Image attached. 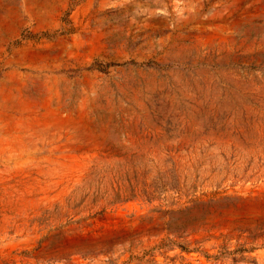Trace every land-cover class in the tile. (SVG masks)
Instances as JSON below:
<instances>
[{
  "label": "rangeland",
  "instance_id": "374dc122",
  "mask_svg": "<svg viewBox=\"0 0 264 264\" xmlns=\"http://www.w3.org/2000/svg\"><path fill=\"white\" fill-rule=\"evenodd\" d=\"M0 264H264V0H0Z\"/></svg>",
  "mask_w": 264,
  "mask_h": 264
}]
</instances>
